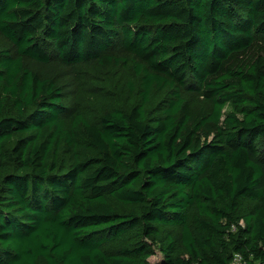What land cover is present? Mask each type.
I'll use <instances>...</instances> for the list:
<instances>
[{
    "label": "trees",
    "instance_id": "trees-1",
    "mask_svg": "<svg viewBox=\"0 0 264 264\" xmlns=\"http://www.w3.org/2000/svg\"><path fill=\"white\" fill-rule=\"evenodd\" d=\"M0 32V264H264V0H0ZM47 41H120L136 100L69 115Z\"/></svg>",
    "mask_w": 264,
    "mask_h": 264
},
{
    "label": "rangeland",
    "instance_id": "rangeland-1",
    "mask_svg": "<svg viewBox=\"0 0 264 264\" xmlns=\"http://www.w3.org/2000/svg\"><path fill=\"white\" fill-rule=\"evenodd\" d=\"M264 43V34H258ZM52 53L48 63L26 60L25 64L44 77L52 79L62 88L64 104L69 115L83 114L92 121H98L101 114L113 107L125 106L136 100L139 93L141 77L135 71V58L128 53L120 41L104 54L113 57V63L106 64L102 59L79 64H66L57 55L49 41L44 43ZM16 55L14 45L0 32V54ZM193 80H189V83ZM0 95L2 91L0 90ZM198 104H202L196 92L187 93ZM173 232L176 228L169 227ZM235 229V228H234ZM156 254L149 258L151 264H162L163 255L158 246ZM235 263L242 264L237 255Z\"/></svg>",
    "mask_w": 264,
    "mask_h": 264
}]
</instances>
